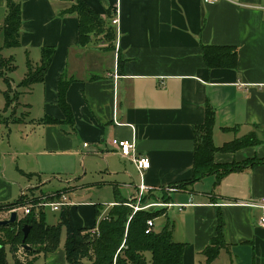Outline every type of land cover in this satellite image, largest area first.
<instances>
[{"label":"crops","instance_id":"0c3cea01","mask_svg":"<svg viewBox=\"0 0 264 264\" xmlns=\"http://www.w3.org/2000/svg\"><path fill=\"white\" fill-rule=\"evenodd\" d=\"M16 1L22 6L20 45L6 53L16 60L22 50L26 66L28 59L40 61L42 47L56 53L45 81L20 91L6 112L15 117L0 123V204L17 202L30 190L41 196L68 191L76 226L95 227L96 207H104V215L122 196L133 203L143 184L146 204L184 205L155 208V229L168 227L175 241L186 244L182 264H205L202 251L221 223L225 246L212 264H264V212L251 205L264 197V0H85L114 27L113 47L103 35L80 46L79 19L64 14L72 0ZM7 14L8 0H0L2 47ZM206 45L235 47L237 66L209 68ZM27 71L18 83L12 79L13 87ZM63 74L76 80L67 92L72 126L46 121L64 119L58 105ZM20 104L38 106L41 115L19 117ZM5 107L6 100L0 111ZM208 107L215 114L217 147L246 136L255 143L215 153L219 166L239 168L195 179L196 130ZM124 139H134L136 154L150 158L143 177L113 144ZM83 163L102 169L90 177ZM54 175L60 178L50 179ZM56 178L64 186L45 193ZM96 188L106 189L101 194L109 199L93 200ZM33 262L71 264L62 243Z\"/></svg>","mask_w":264,"mask_h":264},{"label":"trees","instance_id":"16d2710c","mask_svg":"<svg viewBox=\"0 0 264 264\" xmlns=\"http://www.w3.org/2000/svg\"><path fill=\"white\" fill-rule=\"evenodd\" d=\"M72 1H74L73 6L64 14L77 15L80 46L85 47L91 43L94 35H103L105 41L113 47L116 38L114 27L109 25L104 16L96 12L85 0ZM21 26L22 6L16 0H8V14L2 28L5 43L4 47H0V68L4 66L2 63L5 61L3 49L20 45ZM55 53V47L45 46L41 48V58L38 63L34 64L28 59V71L18 87L31 88L35 84L43 83ZM203 55L209 68L237 66L238 51L233 46L206 45L203 46ZM0 77L6 84L3 92L6 107L0 111V123H5L7 119L4 120L3 114L19 100L21 93L15 92L12 88V79L3 73H0ZM74 81L76 80L67 78L63 74L58 83V105L64 114V119L47 118L46 121L60 123L63 126L73 125L75 119L72 107L67 101V92ZM214 123V111L208 107L205 122L196 130L193 164L195 179H201L210 173H227L239 168L240 166L237 165L219 166L214 161L215 153L218 150H233L255 143L253 136H246L217 147L213 141ZM250 163L253 162L248 164ZM30 191L34 193L33 190ZM33 193L30 194L33 199L29 194H23L17 202L0 204V213H10L18 207L32 206L28 214L24 212L22 217L19 216L17 223L0 226V264H10L8 248L15 255L16 264H34V259L40 254L59 247L63 229L67 232L65 250L67 260L71 264H182L183 262L186 244L175 241L171 229L164 227L162 230H156L154 226L147 233L148 221L155 220L159 215L155 208L134 212V208L130 205L132 201L122 196L117 205L104 215L102 213L104 207H96L97 226L79 228L73 220L70 206L65 204L58 210V223L51 225L46 223L47 207L42 206V203L58 200L62 192H56L55 196L37 197ZM146 201L147 196L142 203ZM26 225L31 226V230L25 243L33 250H25L26 258L22 260L18 252L23 248V228ZM218 230V236L202 251V255L206 258L205 264H212L225 246L222 223Z\"/></svg>","mask_w":264,"mask_h":264},{"label":"rangeland","instance_id":"374dc122","mask_svg":"<svg viewBox=\"0 0 264 264\" xmlns=\"http://www.w3.org/2000/svg\"><path fill=\"white\" fill-rule=\"evenodd\" d=\"M0 38L2 39L3 37L1 36ZM0 47H2V41H0ZM5 50H6V48L3 49V52H2L3 56L5 58L4 59L5 61H4V63H2V65H4V66L2 68H0V71H1L0 73L5 74L6 76H8L9 79H13L14 81H16L18 83L20 81L19 79H21L20 76L23 75L28 70V68L26 66V61H25V54H24V52L22 50L18 51L19 49H17V52H19V53H17V56H15L16 60H14L13 56H10L11 54L10 53H6ZM17 65H18V69H17ZM16 69H17V71L15 72ZM5 87H6V84H5L4 80H3V78L0 77V108L5 106V98H4V96H3L2 92H1V90H4ZM14 87H13V84H12V88L15 90V92L24 91V90H28L29 89L27 87L26 88H24V87L19 88L18 86L16 88V85ZM20 101L23 102V97L20 99ZM6 112L3 114L4 120L9 119L11 117H15V115L12 112H9V113H6ZM17 114H18L19 117L27 118V119H29L31 117L32 118L33 117H38L39 115H41V114H39L38 106L36 107L35 110H30V109L25 108V106L21 105V104H20L19 108L17 109ZM13 126H16V124L13 123ZM12 143H18V142L16 140H14V138H13ZM16 146L18 147L19 145L16 144ZM14 147H15V145H14ZM83 166H84V169H83ZM88 167H89L88 163H83L82 169H83V171L85 173H86V170H87ZM99 168H98V166H92L91 168L89 167L88 170H87L88 171L87 172L88 176L91 177V175H93L92 173H95L94 175L99 174L100 173V169H102V168H100V169ZM89 169H91V171ZM81 175H83V173ZM53 177L60 178L59 175H54V176H51L50 179H53ZM63 181L65 182V179ZM59 183H60L59 179L57 180V178H56V180H54V182L52 183V185L50 187H45L44 188V192L48 193V192L53 191L54 189H56L60 185L64 186L62 183H60V184ZM105 190L106 189H104V188H96L95 194H93V195H96V196L99 195V198H97L96 196H93L92 199L93 200H96V199H102V200L109 199V198H103L102 197L101 193L106 192ZM67 192L68 191L60 193L59 199L58 200H54L53 202L60 201L62 199V197L65 196V194H67ZM32 193L30 191L29 195L32 194ZM33 195L35 197H37L40 194H39V192H37V193H33ZM29 197H31V199L34 198V197H32V195H30ZM47 202H51V201H47ZM142 202H143V198H142ZM147 204L149 205V203H147ZM147 204L143 203V206H145ZM18 213H19L20 217L23 216V212L19 211ZM45 213H46V223L51 224V225L58 223V221H59V212L56 213V212L53 211V208L51 206H49V207L47 206V208L45 210ZM0 215L2 217H4V219L9 217V213L8 212H5V213L1 212ZM6 216H8V217H6ZM0 219H2V218L0 217ZM66 241H67V232H66L65 229H63L62 235H61V243H62V245H65ZM8 254H9V258L12 259L10 253H8Z\"/></svg>","mask_w":264,"mask_h":264},{"label":"built area","instance_id":"2783aa9c","mask_svg":"<svg viewBox=\"0 0 264 264\" xmlns=\"http://www.w3.org/2000/svg\"><path fill=\"white\" fill-rule=\"evenodd\" d=\"M206 4H216L218 3L220 0H203ZM113 23L116 24L118 23V19L115 18L113 20ZM116 78H118V76H116ZM113 144L115 145V147L119 150L120 154L125 157L130 159L134 165L136 166L137 170L139 171L140 175H142L143 177V172L145 170H147L150 165H151V161L150 158L148 156L145 155H137L136 154V141L134 139L129 140V139H124V140H113ZM85 147H88V144H84ZM140 191H139V196H137L135 198V202H133L132 204H130L133 208H134V212L140 211V210H144V209H148L150 208H158V207H163V206H178L180 209L184 207L183 204H173V203H166V202H153L149 205H145L143 206L142 204V198L144 197L143 195V191H144V185L142 184L140 186ZM169 190L171 191L172 188H169ZM67 204V198L66 196H63L62 199L58 202H45L42 203V206L44 207H49L51 206L53 208L54 211H58L60 210V208ZM252 206L254 207H258L261 208L264 212V197H261L260 199H258L255 202L251 203ZM25 213H29L31 211V207H25L24 208ZM260 225L262 227H264V216L261 217L260 219ZM148 230L147 233H149L151 231L152 228H154L155 226V220L154 219H150L148 221ZM95 233V232H94ZM25 248H21L18 252V255L20 256V258L22 260H24L26 258V254H25Z\"/></svg>","mask_w":264,"mask_h":264},{"label":"water","instance_id":"95a60500","mask_svg":"<svg viewBox=\"0 0 264 264\" xmlns=\"http://www.w3.org/2000/svg\"><path fill=\"white\" fill-rule=\"evenodd\" d=\"M18 218H19L18 211L17 210H12L9 213V217L8 218H6V219H0V226H9L11 224H15V223H17ZM30 230H31V226H29V225H26L23 228V232H24V240H23L24 244H23V247L26 250L32 251L33 248L30 245H28V244L25 243V241L27 239V236H28Z\"/></svg>","mask_w":264,"mask_h":264}]
</instances>
